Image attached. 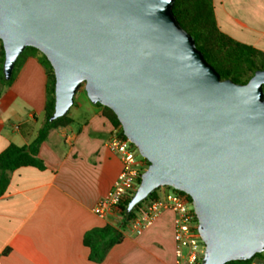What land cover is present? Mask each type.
<instances>
[{
    "label": "water",
    "instance_id": "obj_1",
    "mask_svg": "<svg viewBox=\"0 0 264 264\" xmlns=\"http://www.w3.org/2000/svg\"><path fill=\"white\" fill-rule=\"evenodd\" d=\"M174 1L0 0L4 78L36 48L54 73L50 121L83 87L148 162L126 215L171 187L190 197L200 264H264V69L245 83L221 79Z\"/></svg>",
    "mask_w": 264,
    "mask_h": 264
},
{
    "label": "crops",
    "instance_id": "obj_2",
    "mask_svg": "<svg viewBox=\"0 0 264 264\" xmlns=\"http://www.w3.org/2000/svg\"><path fill=\"white\" fill-rule=\"evenodd\" d=\"M212 4L223 33L264 55V0ZM39 57L24 52L13 81L0 83V153L10 144H31L43 124L47 77ZM67 119L69 123L50 129L39 145L42 168L21 166L6 172L7 184L0 195V264H174L171 211L161 212L140 233L129 223L122 227L118 211L106 218L93 213L122 166L107 146L116 128L107 110L79 90ZM107 225L121 239L102 261H93L91 254L112 234L99 231L92 246L85 245L84 237Z\"/></svg>",
    "mask_w": 264,
    "mask_h": 264
},
{
    "label": "trees",
    "instance_id": "obj_3",
    "mask_svg": "<svg viewBox=\"0 0 264 264\" xmlns=\"http://www.w3.org/2000/svg\"><path fill=\"white\" fill-rule=\"evenodd\" d=\"M172 10L179 24L193 37L197 49L203 54L206 61L213 66L221 79H231L235 83H245L256 70L264 69V55L260 50L236 41L218 28L213 12L212 0H175ZM26 51L39 53V62L45 68L47 82L44 121L38 130L36 138L31 144L27 146L10 144L0 153V195L4 192L7 184V171L21 166L43 167L42 161L37 157V149L39 145L46 139L47 133L50 129L69 123L67 114L53 121H50L49 119L54 108V73L45 56L36 48L26 47L22 51L15 61L11 77L6 80L2 72L4 50L1 43L0 83L8 85L13 81L15 73L19 68L20 58ZM104 108L108 112V118L112 125L114 127H120V133L124 135L115 114L109 108L105 106ZM143 161L147 166L148 162L144 158ZM176 191L191 202L188 195L181 191ZM155 197L156 190L153 191L146 200ZM129 199L130 197L124 199L118 205V213L121 216L122 227L134 217L142 203L138 204L128 215H126L125 206ZM99 231L106 234L111 233L112 238L102 245V249L94 251L91 254L90 259L96 262L102 261L108 249L118 243L121 239V234L107 225L102 230H94L85 235V245L92 246L94 237ZM255 256L261 257L260 254H256ZM251 262L252 260H234L228 261L225 264H251Z\"/></svg>",
    "mask_w": 264,
    "mask_h": 264
},
{
    "label": "built area",
    "instance_id": "obj_4",
    "mask_svg": "<svg viewBox=\"0 0 264 264\" xmlns=\"http://www.w3.org/2000/svg\"><path fill=\"white\" fill-rule=\"evenodd\" d=\"M107 146L119 156L122 166L111 189L92 208L93 213L101 218H106L111 211H118V205L134 194L140 175L147 167L137 148L120 133V127L113 129ZM158 190L162 191L157 192ZM166 210L174 215V264H200L205 244L198 233V223L191 202L173 188H158L156 197L143 201L128 223L136 233H140Z\"/></svg>",
    "mask_w": 264,
    "mask_h": 264
},
{
    "label": "rangeland",
    "instance_id": "obj_5",
    "mask_svg": "<svg viewBox=\"0 0 264 264\" xmlns=\"http://www.w3.org/2000/svg\"><path fill=\"white\" fill-rule=\"evenodd\" d=\"M79 90L83 91V87H81ZM260 255H261V258L264 260V251Z\"/></svg>",
    "mask_w": 264,
    "mask_h": 264
}]
</instances>
